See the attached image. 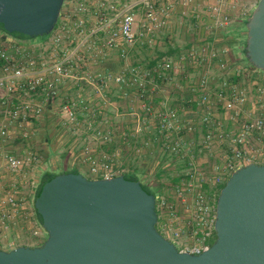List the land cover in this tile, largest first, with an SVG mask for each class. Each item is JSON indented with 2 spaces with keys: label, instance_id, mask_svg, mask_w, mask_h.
I'll use <instances>...</instances> for the list:
<instances>
[{
  "label": "built area",
  "instance_id": "obj_1",
  "mask_svg": "<svg viewBox=\"0 0 264 264\" xmlns=\"http://www.w3.org/2000/svg\"><path fill=\"white\" fill-rule=\"evenodd\" d=\"M163 1L94 0L91 8L85 0H63L51 31L38 42L31 41L35 36H19L0 28V140L8 137L10 123L36 119L43 108L50 106L70 130H75L78 116L82 119L88 107L71 98L59 99L58 87L67 80L95 88L102 86L105 76L83 70L84 62L95 57L99 49L114 45L117 39L121 43L117 47L119 57L127 74L119 73L113 78L120 92L136 84L143 91L156 93L159 84L168 83L176 72L185 71L186 84L193 96L186 101L193 103L196 123L182 119L165 94L160 97L158 111L152 112L143 102L141 113L153 114L159 154L178 168L169 192L154 199L155 229L177 251L195 255L206 250L215 238V199L226 178L242 166L264 165V91L260 86L255 88L249 109L247 93L231 80L219 78L210 94L209 73L182 70L170 57L155 60L141 72L128 69V48L142 40L144 32L151 35L164 26L170 7ZM176 1L182 5L192 2ZM138 5L143 7V16L149 21L142 30L134 29L132 9ZM226 7L224 0H215L207 7L212 28L228 23ZM89 18L92 26L86 27ZM68 29L75 31L76 41L63 46ZM184 58L193 69L202 61L193 50H188ZM241 71L238 69L237 73ZM142 94L141 91V97ZM210 96L226 111L225 125L214 115L219 106L211 103ZM141 132L140 125L135 127L134 134ZM195 132L197 136L190 137ZM105 139L106 136H98L99 141ZM38 163L39 156L31 146L20 155L0 152V168L13 176L18 174L30 188L35 182L32 177L26 178L23 170H31ZM88 172L97 179L122 175L124 170L113 166L103 153L99 164L89 161ZM2 191L6 190L0 184ZM5 200L11 201L10 196L6 195Z\"/></svg>",
  "mask_w": 264,
  "mask_h": 264
},
{
  "label": "crops",
  "instance_id": "obj_2",
  "mask_svg": "<svg viewBox=\"0 0 264 264\" xmlns=\"http://www.w3.org/2000/svg\"><path fill=\"white\" fill-rule=\"evenodd\" d=\"M85 1L93 7L94 0ZM191 1L186 5L176 0L163 1L170 7L164 26L151 35L144 32V38L128 48V69L141 72L155 60L170 57L182 66V70L209 73L210 94L219 78L224 76L231 80L247 93L246 105L250 109L255 88L260 86L264 91V71L253 68L243 58L240 41L245 37L246 18L258 0H224L229 21L219 28H212L211 19L206 14L207 7L215 0ZM64 10H61L60 16ZM132 11L136 21L135 30H142L149 25L143 16L142 6L138 5ZM195 14L199 17H195ZM91 26L92 20L89 18L86 27ZM65 35L67 38L62 41L63 46L76 41L75 31L73 33L68 29ZM40 39L41 36H35L31 41L38 42ZM120 45L117 39L114 45L99 49L95 57L84 62L83 70L105 76L106 81L102 86L95 88L67 80L58 87L59 99L71 98L88 107L82 113V119L78 116L75 130H70L51 106L43 108L36 119L28 118L9 124L8 137L2 142L0 140V152L20 155L31 146L39 156V163L31 170H23L26 178L32 177L35 182L31 188L18 174L13 176L0 168V184L6 190L0 192V216L3 215L0 217L1 250L7 251L16 246H38L45 238L40 219L33 208L34 194L44 175V169L40 167L44 154L52 152L63 156L61 170L53 173L74 172L92 178L88 172V160L99 164L100 155L107 153L110 161L115 162L114 166L124 170V175L135 176L141 185L157 195L168 193L172 182L176 180L174 174L178 168L170 160L163 159L157 149L159 136L154 116H143L141 108L144 102L152 108V112L158 111L160 97L165 94L182 119L195 122L197 113L193 103L186 101L189 96H193L186 84L185 71H178L168 83L159 84V92L156 93L143 91L136 84L120 92L113 80L119 73L127 75L119 57L117 47ZM234 46H237L238 51L233 50ZM188 50L202 57L199 67L190 68L186 62L184 56ZM238 69L242 70L239 74ZM210 101L219 106L214 115L225 125L226 111H222L220 103L215 102L212 96ZM139 125L142 132L134 134L135 127ZM22 134L25 136L21 137ZM98 136H106V139L99 141ZM196 136L197 132L190 134V137ZM163 185L165 191H160ZM6 195L10 196L11 201L5 200Z\"/></svg>",
  "mask_w": 264,
  "mask_h": 264
},
{
  "label": "water",
  "instance_id": "obj_3",
  "mask_svg": "<svg viewBox=\"0 0 264 264\" xmlns=\"http://www.w3.org/2000/svg\"><path fill=\"white\" fill-rule=\"evenodd\" d=\"M63 0H0L8 33L42 36ZM244 57L264 71V0L246 18ZM45 238L38 246L0 249V264H264V165L233 171L215 199V238L199 254L177 251L155 229L154 197L122 175L63 172L33 200Z\"/></svg>",
  "mask_w": 264,
  "mask_h": 264
},
{
  "label": "rangeland",
  "instance_id": "obj_4",
  "mask_svg": "<svg viewBox=\"0 0 264 264\" xmlns=\"http://www.w3.org/2000/svg\"><path fill=\"white\" fill-rule=\"evenodd\" d=\"M39 37V36H38ZM240 43L242 44V46H244V37H242V40L240 41ZM234 51H238V48L237 46H234L233 48ZM244 59H246L245 57H243ZM107 154V153H106ZM108 155V154H107ZM100 158H102V154L100 155ZM108 160L110 161L109 157H108ZM90 161V160H88ZM94 161V160H93ZM110 163L114 166L115 162L114 161H110ZM62 164H63V156H58L56 155L55 153H48V154H44V158H43V161L40 165V167H43L44 169V174L47 173V172H50V173H53V172H58L61 170V167H62ZM116 167V166H115ZM147 189V188H146ZM165 189V186H161V190L160 191H163ZM154 199L157 198V194L153 191V190H149ZM165 191V190H164ZM160 195V194H159ZM45 235V233H44ZM46 236V235H45ZM213 242V240L210 242V244ZM42 243V242H41Z\"/></svg>",
  "mask_w": 264,
  "mask_h": 264
},
{
  "label": "trees",
  "instance_id": "obj_5",
  "mask_svg": "<svg viewBox=\"0 0 264 264\" xmlns=\"http://www.w3.org/2000/svg\"><path fill=\"white\" fill-rule=\"evenodd\" d=\"M0 28H2L1 25H0ZM11 34H15V35H19V36H26V35H23V34H20V33H16V32H11ZM243 52H244V49H243ZM55 174H56V173H50V172H47V173H45V174L42 176V178H41V180H40V182H39V184H38V186H37V189H36V191H35L34 198H35V196H36L37 193H38V190H39L40 185H41L44 181L50 179V178H51L53 175H55ZM122 176H123L125 179H128V180H137L136 177L133 176V175H124V174H122ZM139 184H140V183H139ZM140 186H141V188H142L144 191H146L147 193L152 194V193H151L148 189H146L143 185L140 184ZM38 217H39V216H38ZM39 219H40V218H39Z\"/></svg>",
  "mask_w": 264,
  "mask_h": 264
}]
</instances>
